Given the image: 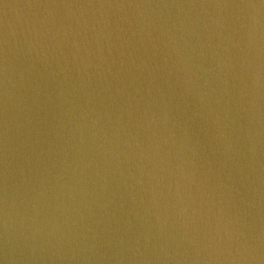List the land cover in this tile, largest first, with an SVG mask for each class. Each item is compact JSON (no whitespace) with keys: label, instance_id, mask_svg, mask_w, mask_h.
Returning <instances> with one entry per match:
<instances>
[{"label":"water","instance_id":"95a60500","mask_svg":"<svg viewBox=\"0 0 264 264\" xmlns=\"http://www.w3.org/2000/svg\"><path fill=\"white\" fill-rule=\"evenodd\" d=\"M0 264H264V0H0Z\"/></svg>","mask_w":264,"mask_h":264}]
</instances>
